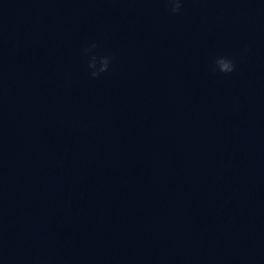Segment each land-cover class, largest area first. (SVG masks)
I'll return each mask as SVG.
<instances>
[{"label":"clouds","instance_id":"obj_1","mask_svg":"<svg viewBox=\"0 0 264 264\" xmlns=\"http://www.w3.org/2000/svg\"><path fill=\"white\" fill-rule=\"evenodd\" d=\"M167 5V11L170 15H178L181 13L185 0H164ZM96 48V44L93 43L89 47L82 49V54L85 57H89V53H92ZM113 58L109 55H91L87 60V69L92 78H98L101 74L109 71ZM211 70L214 73H220L229 75L236 70V65L232 58L221 55L217 56L212 61Z\"/></svg>","mask_w":264,"mask_h":264}]
</instances>
